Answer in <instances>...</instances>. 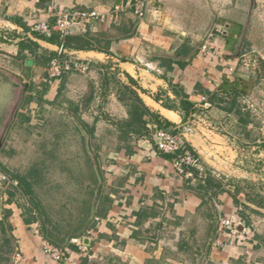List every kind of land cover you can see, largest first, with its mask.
Masks as SVG:
<instances>
[{
	"label": "crops",
	"instance_id": "1",
	"mask_svg": "<svg viewBox=\"0 0 264 264\" xmlns=\"http://www.w3.org/2000/svg\"><path fill=\"white\" fill-rule=\"evenodd\" d=\"M142 1L145 2V14L136 19L132 8L135 0H0V46L10 42V55L14 59L17 43L24 37L39 46L38 52L55 53L57 45L33 36L30 31L37 22L52 24V16L58 10L83 8L106 14L104 23L94 22L87 26L86 32L90 34L106 32L111 23L119 24L122 18L132 21L136 27L131 38L111 43L110 54L67 50L66 55V59L86 64L89 71L109 69L117 72L118 83L125 95L115 97L112 91H107L101 93L103 99L99 103L101 112H109L112 121L120 119L114 123L116 128L106 127L105 143L102 144L106 148H115L101 151L98 146L93 148L104 173L102 195L105 202L110 199V203L106 202V216L96 218L93 227L78 238V243L70 240V246L64 247V260L58 263L44 252L46 241L33 205L34 199L31 205L18 200V196L22 198L23 190L31 195L34 193L32 182H27L22 191L13 187L1 188L0 264H187V257L201 259L197 264H243L239 260L242 253L238 251H232V260L231 257L225 260L231 251L210 250L216 231L217 206L215 208L214 204L220 203L224 194L230 197L227 190L203 203L196 187L197 179L192 173L190 176L178 175L171 160L160 156L147 137L135 133L123 136L121 129H125L124 123L129 119V108L147 110L179 130L200 165L214 179L224 181L221 178L224 175H218V169L210 161L219 159L216 148L225 151L230 159L232 151L216 146L218 140L203 138L204 128H200L201 135L189 125L197 124L196 118L201 115L212 116L215 109L223 111L219 106L211 105L208 97L223 87L225 79L244 92L245 97L264 91V66L260 75L257 73L253 77L250 69L255 61L248 59L250 52L264 59V41L261 40L264 32L258 19L263 14L257 8L259 0H253L247 36L240 49L235 46L240 15L237 2L240 0ZM117 6H122L123 11L114 12ZM19 61L23 70L35 67L30 57L24 63ZM184 97L194 107L185 122L180 116V101ZM201 97H205L209 105L203 104ZM121 103L129 108L125 110ZM248 105L252 107L251 102ZM248 105L247 110L242 107V112L251 115ZM119 112L120 116L117 115ZM147 119L144 116V120ZM251 122L247 126L250 127ZM96 138L93 129L91 140ZM102 154L105 156L103 160ZM219 161L226 165V170L228 162ZM23 196L28 198L29 195ZM99 205H103V200ZM226 205L235 208L232 199ZM203 210L208 218H212V230L203 241H207L205 249H190V237L184 232L187 231V217Z\"/></svg>",
	"mask_w": 264,
	"mask_h": 264
},
{
	"label": "rangeland",
	"instance_id": "2",
	"mask_svg": "<svg viewBox=\"0 0 264 264\" xmlns=\"http://www.w3.org/2000/svg\"><path fill=\"white\" fill-rule=\"evenodd\" d=\"M252 2H237L240 5V15L236 49L241 48L247 36L251 17V13L249 17L248 13L251 6L252 12L254 5L253 0ZM257 8L263 14L258 19L261 23L260 29L264 32V0L258 1ZM261 40L264 41L263 35ZM8 44L0 46V189L13 187L22 190L27 182H32L34 193L28 198L21 193L22 198L18 196L19 202H28L31 205L34 198L36 204H41L48 211L52 222L58 223L64 220L70 207L87 199L86 187L93 185L87 160L89 157L85 154L84 139L78 127L82 126L79 122L92 127L98 137L91 140L92 149L95 146L101 148L100 151L115 148H106L102 144L105 143L103 139L106 129L116 128L114 123L120 119L112 121L109 112H101L102 105L99 103L103 99L101 93L112 91L115 97H124V91L118 83L117 72L109 69L88 70L84 74L69 70L56 80L48 78L47 68L29 66L23 70L20 61L11 57ZM248 59L254 60L256 65L250 69L252 76L256 77L257 73L260 75L264 59L255 52H250ZM44 83L50 86L47 92H50L49 98H46L47 93H39ZM29 84L38 86L33 93L34 100L28 103L25 99L30 94L25 88ZM242 93L238 105L246 107L247 110L248 103H252V107L248 105L252 113L249 116L252 121L250 127L238 124L235 115H227L216 109L212 116L201 115L196 118L197 124L189 126L196 128L195 132L201 135L204 132L203 138L207 136L209 139L218 140L216 146L226 147L228 152L232 151L233 156L230 159L225 151L216 148L222 155H218V152L216 155L219 159L210 162L218 169V175H224L221 176L224 183L229 179L239 182L245 191L257 195V201L261 202V205L257 202L253 205L242 200L248 208L242 209L240 216L236 207H227L226 203L231 198L224 194V198H220L221 202L214 204L215 208L217 206L216 231L210 250L220 253L231 251L225 260L230 257L232 260V251H238L242 253L239 260L243 264H264V91L261 90L258 95L254 92L252 98L245 97L244 92ZM121 105L125 107L123 103ZM127 108L129 107L124 109ZM117 115L120 116V112ZM200 128H204V131ZM207 130L219 135L221 139ZM247 132L249 137L245 135ZM221 141L223 144H220ZM103 157L105 156L102 154L101 160ZM219 160L228 162L226 170V165ZM19 179H23L24 183L16 184ZM225 189L228 191L232 187L226 185ZM206 213L203 210L187 217V231L184 232L190 237V249L206 247L207 241H203L212 230V218H208ZM223 220L234 222L229 227H222L220 222ZM194 240L198 242L195 243ZM199 261L201 259L185 258L187 264H197Z\"/></svg>",
	"mask_w": 264,
	"mask_h": 264
},
{
	"label": "trees",
	"instance_id": "3",
	"mask_svg": "<svg viewBox=\"0 0 264 264\" xmlns=\"http://www.w3.org/2000/svg\"><path fill=\"white\" fill-rule=\"evenodd\" d=\"M135 24L126 19L122 18L119 24L117 23H111L109 29L106 32L98 33V34H90V33H83L79 35H72L64 38L63 40H60L59 36L54 34L49 38H45L36 34L31 33L33 36L43 39L51 44L55 45H63V47L66 50H73V51H97L100 53L110 54V46L113 41H118L121 39H128L131 38L135 33ZM39 46L33 42L28 37H24L22 41H19L17 43V53L15 55V59L21 60L22 63L26 61L28 57L31 58V61L34 62L35 66H39L42 68H47L50 65V62L55 57V53L53 52H46L41 51ZM63 58H66L63 57ZM65 71H63L62 74H64ZM62 77V75H61ZM129 82L133 84V80L129 77ZM224 85L223 87L219 88L216 92L212 93L208 97V102L211 105L219 106L223 111H225L228 114H233L237 117V122L241 125L247 126L248 123L251 121L249 120V112H242V107L238 105L239 98L243 96V93L241 90H239L236 85H230L231 83L225 79L223 81ZM40 84V83H38ZM42 84V83H41ZM36 86L29 84L26 85L25 91L28 92L30 95L25 99L26 102H32L34 100V92L36 90ZM50 86L47 83H44L42 86V90L39 92L41 95H44L48 90ZM124 90L128 91L130 95L132 94L131 91H129L128 88H125ZM223 104L224 106H222ZM221 105V106H220ZM180 109H181V118L182 121L185 122L190 117V115L194 111L193 104L187 100V97H184L180 101ZM74 114V113H73ZM144 116H146L148 119L147 121L144 120ZM153 122L155 123L159 128H162L164 130H168L170 133H172L176 137L181 136V132L177 129H175L169 122H167L164 119L159 118L156 115L150 114L147 110L138 111L135 109V107H131V112L129 114V119L125 125V129H121V133L123 136H126L129 133H135L139 137H148V128L146 127L148 123ZM82 126L83 130L87 133L89 139H88V145L91 153L93 154L97 170L99 172V176L101 178V186L98 192L96 204H95V213L92 220L89 221L86 230L80 235L82 236L87 230L91 229L94 225L95 219L98 218H104L107 214V207L106 202L108 201L110 203V199H107L105 202V198L102 195V187L105 184V179L103 176V171L100 168V164L98 162V156L94 149H92L91 146V138L93 136V129H91L87 124L79 122ZM246 137H249V133L247 132ZM83 138V135H82ZM182 151L188 150L192 152V149L184 142L182 146ZM264 147V145H263ZM120 148V147H119ZM118 148V149H119ZM86 157H88L86 151H85ZM192 154L196 156L194 152ZM160 156L171 160L172 156L167 154H159ZM90 166V179L92 180V186L86 187V196L87 199L84 201L77 203L75 206L70 207L68 209V213L64 220L58 221V223L52 222L50 219V215L48 211L43 209L41 206L36 204V202L33 203L35 212L38 215V218L41 221V230L43 234V238L45 241L58 248L64 249L63 243L65 242V239L69 237V241L73 238H79L80 236L77 235L79 231L85 226L87 223L89 217H90V209H91V202L95 190V185L97 183V178L94 173V170L92 168L91 162L89 158H87ZM187 173H192V175L197 179V189L201 192V196L203 198V203H207V201H210L212 198H214L218 193L224 192L225 186H231L232 189L228 190L233 206L236 207L237 212L241 216L242 209H247L248 206L244 205L242 203V200L248 202L249 204H255L256 202L261 205L260 201H257L255 194L249 193L245 191L243 187L239 184V182H235L232 179L226 180V183H224L221 180H216L212 177L210 172L205 170L204 175L202 176L198 171H196L193 168L185 169ZM17 178V177H16ZM20 185L24 183L23 179H19L18 182ZM227 190V189H226ZM22 191V190H21ZM23 194H27L31 196L30 192L22 191ZM32 198V197H31ZM34 199V198H33ZM103 200V205H99V201ZM210 217H212V214H209ZM37 218V217H36ZM69 241L67 245L70 246Z\"/></svg>",
	"mask_w": 264,
	"mask_h": 264
},
{
	"label": "built area",
	"instance_id": "4",
	"mask_svg": "<svg viewBox=\"0 0 264 264\" xmlns=\"http://www.w3.org/2000/svg\"><path fill=\"white\" fill-rule=\"evenodd\" d=\"M133 14L136 18L141 19L145 14V2L142 0H135L132 5ZM122 6H117L114 12H122ZM106 14L92 9L73 8L71 10L63 11L58 10L52 16V24L49 21L37 22L31 27V33L49 38L56 34L60 40L76 34H83L89 24L97 22L104 23L106 21ZM30 33V34H31ZM55 57L47 67V76L50 80H56L61 77L63 71L75 70L79 73H86L89 67L83 63H77L72 59L63 58L67 55V50L63 45H57ZM201 102L207 104V99L201 97ZM149 141L155 150L161 154L171 155V164L174 171L181 176L191 175L185 172V169L193 168L201 175H204V168L200 165L198 158L195 157L191 151H182L183 135L180 137L174 136L168 130L159 128L155 123H148V137ZM234 221L223 220L221 221L222 227H229ZM71 242L78 243V238L71 239ZM44 252L49 255L53 260L61 263L65 257V251L62 248L44 244Z\"/></svg>",
	"mask_w": 264,
	"mask_h": 264
},
{
	"label": "water",
	"instance_id": "5",
	"mask_svg": "<svg viewBox=\"0 0 264 264\" xmlns=\"http://www.w3.org/2000/svg\"><path fill=\"white\" fill-rule=\"evenodd\" d=\"M251 2H252V0H251ZM252 3H253V2H252ZM251 8H252V6L250 7V10H249V13H248V17L250 16ZM206 35H207V33L205 34V36H206ZM205 36H204V37H205ZM78 127H79V131H80V132L82 133V135H83L85 151H86V153H87V155H88V157H89V159H90V161H91L92 168H93L94 173H95L96 178H97V183H96V185H95V190H94V194H93V198H92V202H91L90 217H89L87 223L85 224V226L81 229V231H79V232L77 233V235L80 236V235L86 230V227H87L89 221L92 220L93 217H94V213H95V204H96V200H97L98 192H99V189H100V186H101V182H102V181H101V178H100V176H99V172H98V170H97L96 160H95L93 154L91 153V151H90V149H89V145H88V135H87V133L83 130L82 127H80V126H78ZM149 144H150V143H149ZM85 239L88 240L87 238H85ZM68 241H69V237H67V238L65 239V242L63 243V246H62V247H65V246L67 245Z\"/></svg>",
	"mask_w": 264,
	"mask_h": 264
},
{
	"label": "bare ground",
	"instance_id": "6",
	"mask_svg": "<svg viewBox=\"0 0 264 264\" xmlns=\"http://www.w3.org/2000/svg\"><path fill=\"white\" fill-rule=\"evenodd\" d=\"M170 117H173L171 114H169Z\"/></svg>",
	"mask_w": 264,
	"mask_h": 264
}]
</instances>
